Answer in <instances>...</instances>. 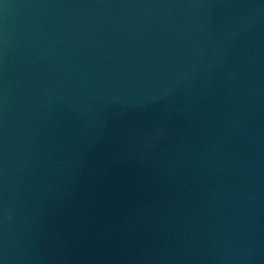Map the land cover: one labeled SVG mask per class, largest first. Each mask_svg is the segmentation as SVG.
I'll use <instances>...</instances> for the list:
<instances>
[{
  "label": "water",
  "instance_id": "95a60500",
  "mask_svg": "<svg viewBox=\"0 0 264 264\" xmlns=\"http://www.w3.org/2000/svg\"><path fill=\"white\" fill-rule=\"evenodd\" d=\"M0 264H264V0H0Z\"/></svg>",
  "mask_w": 264,
  "mask_h": 264
}]
</instances>
